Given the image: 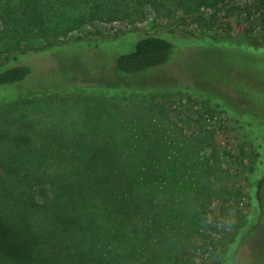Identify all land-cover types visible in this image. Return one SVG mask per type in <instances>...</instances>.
<instances>
[{
	"label": "trees",
	"instance_id": "trees-1",
	"mask_svg": "<svg viewBox=\"0 0 264 264\" xmlns=\"http://www.w3.org/2000/svg\"><path fill=\"white\" fill-rule=\"evenodd\" d=\"M236 11L246 16L245 55L257 57L264 53V0H0V264L153 263L151 238L163 230L170 206L153 181L158 171L148 165L161 139L144 122L146 115L128 112L117 118L129 105L141 111L151 90L39 89L33 84L34 58L97 41L107 49L122 40L134 50L113 51L114 67L118 74L140 76L168 66L180 45L160 34L112 36L99 23H132L154 12L157 19L177 21L172 34L187 23L212 31L224 13L232 18ZM73 33L77 37L69 38ZM208 37L211 44L223 39ZM95 88L114 94L92 96ZM180 91L202 98L203 115H224L222 127L247 155L256 129L236 109L237 102L224 96L215 105L204 91ZM226 195L213 218L208 217L212 199L192 201L208 222L204 246L216 259L226 246L230 251L248 223L240 210L248 194L237 189Z\"/></svg>",
	"mask_w": 264,
	"mask_h": 264
},
{
	"label": "rangeland",
	"instance_id": "rangeland-1",
	"mask_svg": "<svg viewBox=\"0 0 264 264\" xmlns=\"http://www.w3.org/2000/svg\"><path fill=\"white\" fill-rule=\"evenodd\" d=\"M232 15L229 18L224 13L212 31L187 23L173 34L171 31L177 21L165 17L157 19L154 12L132 23L127 20L99 23L98 26L112 36L121 31H131L130 37L160 34L180 45L168 66L140 76H124L116 71L113 51L126 49L122 40L107 49L99 47L103 42L97 41L94 46L72 47L34 58L33 84L39 89L53 86L107 90L131 86L151 90L143 98L145 105L141 104V111L130 110L129 105V111L124 108L116 116L122 120L128 112L146 115L144 122L161 139V144H157L159 147L151 154L152 160L148 150L142 151L150 159L148 165L158 171L153 181L158 182L160 199L170 205L162 217L163 230L158 238L155 234L151 238L154 262L148 264H210L212 261H216L215 264H264V53H258L257 57L245 55L243 48L249 41L242 29L247 25L246 16L238 11ZM228 33L232 37L225 39ZM77 35L73 33L69 38ZM209 35L223 39L211 44ZM194 39L197 40L192 44L190 41ZM133 50L127 48L123 54ZM185 88L204 91L210 95L207 100L215 105L219 99L226 100L224 96L237 102L236 109L241 110L244 119L252 122L256 129L254 145L247 147V155L239 153L234 137L222 127L220 119H224V115L214 119L203 115L202 98L194 96L193 92L181 93ZM106 90L95 88L90 94H114ZM249 111L254 114H245ZM237 189L248 194L240 205L242 219L248 223L230 251L226 252V246L216 259L208 256L210 246H204L205 235L210 232L208 222L200 215V206L192 201L197 196L212 199L208 217L213 218L215 213L219 214L220 202L226 193ZM234 221L237 223L238 219Z\"/></svg>",
	"mask_w": 264,
	"mask_h": 264
}]
</instances>
